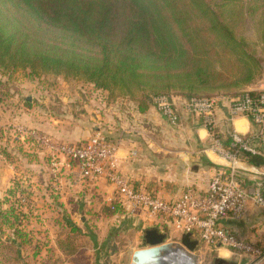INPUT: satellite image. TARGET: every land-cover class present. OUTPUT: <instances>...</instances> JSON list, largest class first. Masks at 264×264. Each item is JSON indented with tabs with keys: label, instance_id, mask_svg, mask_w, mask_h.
<instances>
[{
	"label": "trees",
	"instance_id": "1",
	"mask_svg": "<svg viewBox=\"0 0 264 264\" xmlns=\"http://www.w3.org/2000/svg\"><path fill=\"white\" fill-rule=\"evenodd\" d=\"M254 4L264 9V0ZM246 13L242 0H0V72L72 77L140 110L161 94L233 95L264 73V60L237 32ZM5 133L0 126V145ZM242 159L264 162L249 152ZM21 188L17 182L9 194ZM11 196L0 199V264H51V255L42 258L44 244L21 227L32 205L24 209ZM100 209L97 217L120 212L115 201ZM56 223L67 232L47 250L60 252L58 264H71L61 256L76 260L83 229L66 208Z\"/></svg>",
	"mask_w": 264,
	"mask_h": 264
},
{
	"label": "rangeland",
	"instance_id": "2",
	"mask_svg": "<svg viewBox=\"0 0 264 264\" xmlns=\"http://www.w3.org/2000/svg\"><path fill=\"white\" fill-rule=\"evenodd\" d=\"M242 2L246 7L247 15L243 25L237 30L238 35L246 39L257 56L264 60V24L262 23L264 9L256 8L254 0H242ZM251 6L256 8L255 11H250ZM244 89L246 87L234 91L233 95L239 94ZM131 102L134 101L113 97L108 91L95 88L92 83L64 75L30 76L27 71H17L14 74L0 72V126L6 131L0 145V199L4 200L11 196L10 190L17 187V182L21 183L22 188L15 193V196H11V199L26 209L28 205L21 199L27 198L29 205L33 207L32 219L21 223V227L32 233L34 241L39 239L44 244L41 248L42 258L51 255V264H58L56 259L60 256V252H49L47 249L52 247L56 250L57 236L65 235L67 232L56 223L59 213L65 208L83 229V233L78 238L80 248L74 256L76 260L72 261L64 255L61 256L71 264H133L134 252L147 245L144 233L139 234V237L135 232H129L130 230L121 233L117 226L119 222L108 219L107 215L97 217L96 213L101 209L97 208L99 202L95 204L96 206L93 204V199L98 197V195L95 197L94 192L86 190L83 186L80 191V188L71 187L67 183L63 186L64 191L61 192L53 187L50 188V184L47 187L46 183L50 181L51 175L48 172L46 181H43L42 167L46 165L43 159L45 152L36 141L17 133L15 127L23 125L36 128L74 142L76 141L74 139L82 140V135L78 134L86 127H91L93 134L95 127L103 126L102 118L106 116L109 105L123 108L129 106ZM60 133L67 134L66 138L61 137ZM49 167L47 166L46 169ZM60 203L61 209L58 208ZM88 228L96 236L97 241L94 242L89 236ZM4 229L6 234L2 235L3 239L10 233L9 229L6 227ZM164 232L167 233L165 243H169L175 250L178 248V251L186 250L185 252L193 258L194 264H264V255L255 258L236 251L229 255L216 250L191 251L182 243L181 234L170 233L169 230ZM259 245L264 250V245ZM96 251H98V262ZM162 253L161 255H166L165 252ZM221 259H224L222 263ZM37 260L40 261V258ZM160 264H170V262L165 261Z\"/></svg>",
	"mask_w": 264,
	"mask_h": 264
},
{
	"label": "built area",
	"instance_id": "3",
	"mask_svg": "<svg viewBox=\"0 0 264 264\" xmlns=\"http://www.w3.org/2000/svg\"><path fill=\"white\" fill-rule=\"evenodd\" d=\"M253 92L257 94H253ZM220 102L229 106V119L248 116L258 127L252 137L243 136L236 130L229 133L227 143L216 128L219 124L217 108ZM153 103L172 124L180 116L173 97L157 95ZM185 109L201 115L210 133L209 149L225 161L212 177L206 191L200 192L187 186L177 199H166L146 188L135 186L121 173L118 164L120 143L97 131L86 140L69 142L36 128L17 125L15 131L36 141L49 158L54 180L59 179L62 167H77V181L105 178L117 191L116 203L120 212L141 215L147 222L165 221L173 231L198 240L194 251L230 249L241 254L261 258L264 250L256 242L238 236L221 226L219 220L226 215L240 219L250 204L264 206V172L256 185L248 186L241 173L240 163L244 152L264 156V73L253 84L237 95L217 94L188 98ZM259 145H258V144ZM132 150L130 155L137 156ZM62 157L64 160H61ZM22 202L29 206L27 198Z\"/></svg>",
	"mask_w": 264,
	"mask_h": 264
},
{
	"label": "crops",
	"instance_id": "4",
	"mask_svg": "<svg viewBox=\"0 0 264 264\" xmlns=\"http://www.w3.org/2000/svg\"><path fill=\"white\" fill-rule=\"evenodd\" d=\"M252 86L253 84L248 88ZM173 99L180 116L177 124L170 123L154 103L147 109L140 110L138 103L131 102L129 106L123 108L109 105L106 116L102 118L103 126H97L93 130V134L101 131L120 143L119 169L133 185L146 188L166 199H177L187 186H193L200 192L206 191L212 177L226 164L221 157L209 149L210 133L204 126L201 115L185 109L187 97L174 95ZM217 116L219 124L216 132L225 141L228 140L232 130L247 137L257 133V125L248 116L239 115L229 119V106L226 102H220ZM91 133L92 129L88 126L78 135H82V140H86L92 135ZM60 136L65 137L67 134L60 133ZM74 140H76L74 142L82 141L79 138ZM132 150L138 152L137 156L130 155ZM43 159L46 163L42 167L43 181H46L48 172L51 175L50 181L46 183L47 187L50 184V188L53 187L61 192L65 183L80 188V191L83 186L86 190L94 192L95 197L98 195L97 199H93L94 205L100 203L97 208L116 201L117 191L105 178L78 182L77 167L72 165L71 168L62 167L59 179L54 180L51 167L46 169L50 166L48 156L45 154ZM61 160L64 158L62 157ZM240 166L246 184L256 185L261 175L255 172L257 170L264 172V162L258 166L242 160ZM108 219L119 222L117 226L121 233L130 230L129 232H135L138 237L147 228L175 232L165 221L147 222L141 215L118 212ZM219 223L242 238L264 245V206L250 204L244 217L236 219L226 215L219 220ZM219 252H224L226 255L234 253L226 248H220Z\"/></svg>",
	"mask_w": 264,
	"mask_h": 264
},
{
	"label": "water",
	"instance_id": "5",
	"mask_svg": "<svg viewBox=\"0 0 264 264\" xmlns=\"http://www.w3.org/2000/svg\"><path fill=\"white\" fill-rule=\"evenodd\" d=\"M190 233H185L182 235L181 241L182 243L191 251L195 250L198 245V240L192 239ZM167 238V233L164 231H160L158 228H148L144 230V240L147 247H143L138 249L133 254V264H160L164 261L159 259V256L162 252H166V247L170 246L169 243H165ZM179 250V248L177 249ZM180 251H182L180 249ZM187 254L185 251H183ZM188 255V254H187ZM189 260L194 264L193 258L188 255ZM224 259H221L220 262H223Z\"/></svg>",
	"mask_w": 264,
	"mask_h": 264
},
{
	"label": "bare ground",
	"instance_id": "6",
	"mask_svg": "<svg viewBox=\"0 0 264 264\" xmlns=\"http://www.w3.org/2000/svg\"><path fill=\"white\" fill-rule=\"evenodd\" d=\"M166 252V255L159 256V259H161V261H169L170 264H192V262L189 260L190 257H188V255L183 251H178L167 246Z\"/></svg>",
	"mask_w": 264,
	"mask_h": 264
}]
</instances>
